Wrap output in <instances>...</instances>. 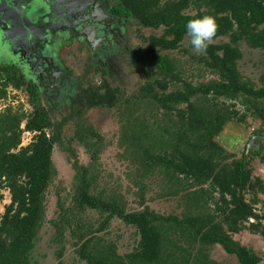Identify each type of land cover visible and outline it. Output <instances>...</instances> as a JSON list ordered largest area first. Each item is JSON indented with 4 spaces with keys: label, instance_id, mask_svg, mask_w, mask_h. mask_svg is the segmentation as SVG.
<instances>
[{
    "label": "trees",
    "instance_id": "1",
    "mask_svg": "<svg viewBox=\"0 0 264 264\" xmlns=\"http://www.w3.org/2000/svg\"><path fill=\"white\" fill-rule=\"evenodd\" d=\"M100 1L112 15L160 33L134 54L144 78L137 90L126 96L104 81L87 97L89 108L117 113V156L127 163L130 186L124 193L119 186L101 188L98 161L107 146L92 128L75 124L68 139V124L54 121L32 95L29 113L8 103L0 111V192L10 194L0 214V264H32L58 175L56 146L74 159L75 171L70 194L64 199L59 193L50 223L57 259L69 246L82 264H219L210 257L219 246L238 264H263L243 238H264V182L254 178L245 152L234 153L241 141L226 128L260 122L253 135L264 136V76L258 86L239 69L243 45L264 52V0ZM186 43V61L163 56ZM188 71L193 75L185 79ZM22 85L16 72L0 67V101L10 99L11 89L23 91ZM26 133L33 137L22 146ZM74 141L87 150L88 165L77 159ZM250 154L264 163L263 146ZM161 200L175 201L176 210L151 209ZM116 220L137 238L124 254L106 235Z\"/></svg>",
    "mask_w": 264,
    "mask_h": 264
},
{
    "label": "rangeland",
    "instance_id": "2",
    "mask_svg": "<svg viewBox=\"0 0 264 264\" xmlns=\"http://www.w3.org/2000/svg\"><path fill=\"white\" fill-rule=\"evenodd\" d=\"M104 7L108 10L107 6L104 5ZM128 32L132 34V44L129 46L130 49H133L131 50L132 52L137 51L139 48L146 49L148 46L147 40L150 36L160 34L158 31L141 29L135 25H131ZM226 41V38L217 40L218 43ZM241 48L243 58L239 62V69L246 78L252 80L259 86L261 84L260 80L264 76V52L260 50H252L246 45H243ZM188 49L189 46H187L186 43L181 49L174 52L163 53V56L166 57L167 55L170 58H177L186 61L188 59V53H185L184 51H188ZM67 55L69 57L70 55L73 56L70 50L67 52ZM132 65L130 62L124 64L127 74L122 78L121 83L120 81L117 83L121 86L120 89L122 93L125 95L127 94L126 96H129L132 92L137 90L144 80L143 69L136 68L135 62H133ZM193 72L195 75L197 74L195 70H193ZM191 75H193L191 72H186L185 79L189 78ZM103 82L104 81L100 80V78L94 80L95 86H100ZM110 83L112 84V82ZM112 86L114 85L112 84ZM10 93L11 97L7 102L3 103V101H0V111L4 109L5 105L7 106V104L11 102L15 107L22 106L23 110L27 113L32 110L28 103V97L24 91L15 92L11 89ZM13 97H15V99H13ZM53 120L57 121V118L53 117ZM83 122L86 125L85 127H90L96 131L107 146L100 154V159L98 161V169L101 171V177L104 178L101 182V188L106 187L112 189L119 186L123 193L124 191H128V186H130V184L127 178V163L119 159L117 156L118 153H122V151L119 150L118 147L120 125L118 124L116 111L93 109L89 112V115L83 120ZM83 122L76 121L67 123L69 129H66L67 131H65V133L66 136H69L68 139L71 138L73 134L75 124ZM260 126V122H250L247 127L231 122L227 125L226 129L231 136L233 135V137H237L241 141V143L234 149V153L240 157L243 152H245L249 161L251 160V168L253 170L254 178L258 177L264 182V163L259 156H251L250 154L251 151H253V148L261 149V146L264 147V140L263 142L260 141L261 144L257 141L251 148L249 145L251 138L254 136L253 132L259 129ZM32 137L33 135L31 134H24L22 146H27L31 142ZM64 145V147H68L66 142ZM72 147L76 151L79 162L83 165H88L90 158L87 150L77 141L72 142ZM69 157L70 155L66 152V149L58 146L55 147L53 152V162L58 175L48 193L46 223L39 234V241L32 254V264H59L61 262L64 264H82L75 258L74 250L69 246L66 247L63 257L60 260L57 259L59 249L52 243L54 230L50 223L58 215L57 197L59 193L64 199L68 197L75 176V171L73 169L74 159L72 158V160H70ZM0 195H2V200L0 201V214H3L5 207L10 204V194L8 191L4 190L0 192ZM127 199L130 203L134 201V198L131 195H127ZM248 199H250V196H248ZM260 200L264 203V195L260 194ZM149 205L151 209L161 213H170L173 210H176L177 206L175 201L170 202L166 200L155 201ZM130 206L136 208L135 205ZM262 206V204L256 206L259 212L261 211ZM86 216H88L89 220L95 218V214L89 215L88 213ZM134 234V229L126 227L121 221L116 220L112 223L110 230L106 235L108 239L117 244L119 252L124 254L134 248L135 239H137ZM243 239L246 246L255 250L256 253L263 258L264 264V238L259 235L246 234ZM210 257L219 264H238L237 259L234 256L227 255L219 246L213 247L210 252Z\"/></svg>",
    "mask_w": 264,
    "mask_h": 264
},
{
    "label": "flooded vegetation",
    "instance_id": "3",
    "mask_svg": "<svg viewBox=\"0 0 264 264\" xmlns=\"http://www.w3.org/2000/svg\"><path fill=\"white\" fill-rule=\"evenodd\" d=\"M18 1L20 5L26 2ZM95 1L99 3L96 12L99 10L101 19L96 18V22L92 24L90 19L92 7L87 9L85 16L80 18L82 22L76 27L77 30L71 31V36L63 33L45 39V43L41 45L42 51L39 50L41 46L38 47L41 53L39 61L27 62L29 64L26 63V66L9 56L6 48L0 44V67L16 72L19 80L23 82L22 88L27 97L32 95L36 98L48 111L49 116L52 119L56 117L59 123L83 122L93 110L87 104V97L96 87L94 80L100 78L102 81L112 82L115 86L110 83L113 88L120 89L121 86L117 83L118 81L121 83L127 74L124 64L130 62L132 65L134 62L136 51L132 52L133 49L129 48L132 44V34L128 32L131 22L112 15L109 8L105 9L100 0ZM27 3L36 6L33 2ZM57 26L60 25H54ZM79 34H83L85 39H79L77 36ZM69 50L73 56L67 55ZM23 59L25 62L28 60ZM263 140L264 136H253L250 148L257 141ZM252 150L259 152L261 149Z\"/></svg>",
    "mask_w": 264,
    "mask_h": 264
},
{
    "label": "water",
    "instance_id": "4",
    "mask_svg": "<svg viewBox=\"0 0 264 264\" xmlns=\"http://www.w3.org/2000/svg\"><path fill=\"white\" fill-rule=\"evenodd\" d=\"M8 1L9 3H6L7 0H0V44L6 48L9 56L25 65L33 60H40L38 47L45 43L47 37L63 33L71 36V31L77 30L85 11L90 7L93 10L92 15L90 14L92 24L96 22V18L101 19L99 10L96 12L99 3L95 0H26L22 5L18 0ZM27 1L36 6L28 5ZM4 6L6 7L2 8ZM57 24L60 26L54 27ZM70 24L73 27H66ZM77 36L81 40L85 39L83 34ZM42 47L39 48L40 51ZM23 58L28 60L25 62Z\"/></svg>",
    "mask_w": 264,
    "mask_h": 264
},
{
    "label": "built area",
    "instance_id": "5",
    "mask_svg": "<svg viewBox=\"0 0 264 264\" xmlns=\"http://www.w3.org/2000/svg\"><path fill=\"white\" fill-rule=\"evenodd\" d=\"M29 134V133H28Z\"/></svg>",
    "mask_w": 264,
    "mask_h": 264
}]
</instances>
